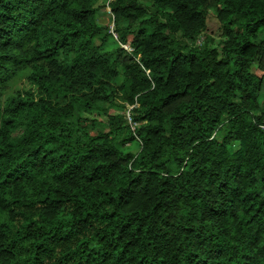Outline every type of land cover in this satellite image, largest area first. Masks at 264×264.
Wrapping results in <instances>:
<instances>
[{
    "label": "trees",
    "instance_id": "obj_1",
    "mask_svg": "<svg viewBox=\"0 0 264 264\" xmlns=\"http://www.w3.org/2000/svg\"><path fill=\"white\" fill-rule=\"evenodd\" d=\"M95 2L0 0V264H264V0Z\"/></svg>",
    "mask_w": 264,
    "mask_h": 264
},
{
    "label": "rangeland",
    "instance_id": "obj_2",
    "mask_svg": "<svg viewBox=\"0 0 264 264\" xmlns=\"http://www.w3.org/2000/svg\"><path fill=\"white\" fill-rule=\"evenodd\" d=\"M111 0H96L95 5L100 6L101 9L97 13V21L103 25H107L112 32L115 33V28H116V22L114 20V14L112 13L111 7L109 5V2ZM220 22L217 17V13L214 9L210 10L208 21H207V27L204 29L199 37L196 40V45L198 47H203L205 44H215L218 40H220ZM130 46V45H129ZM30 74V68L27 66L24 69H22L18 76H16L13 80L10 81L8 89L6 91V94H10L12 92H25V91H34V94L36 97H40L42 95V92L40 90H37V88L33 89L30 88L27 82V77ZM262 92L264 93V87L262 89ZM67 102L65 100L62 101V105L66 104ZM108 106V104H107ZM126 108H122L121 114L125 116L124 120L128 123L131 124L132 126L135 125L133 121L132 114L129 110ZM76 110V109H75ZM120 110V109H119ZM111 113H116L118 112L115 109L110 110ZM82 115L84 114L85 116H90L94 117L98 120H101L104 118V115L102 112L98 111L95 109L92 113L88 112H81L79 110L76 111V115ZM20 133V130L15 133V135H18Z\"/></svg>",
    "mask_w": 264,
    "mask_h": 264
},
{
    "label": "built area",
    "instance_id": "obj_3",
    "mask_svg": "<svg viewBox=\"0 0 264 264\" xmlns=\"http://www.w3.org/2000/svg\"><path fill=\"white\" fill-rule=\"evenodd\" d=\"M127 49H129V50H131L132 48L129 46V45H127V44H125L124 45Z\"/></svg>",
    "mask_w": 264,
    "mask_h": 264
}]
</instances>
